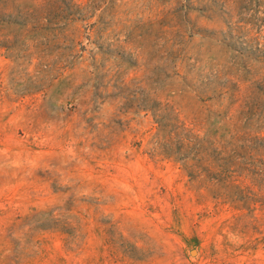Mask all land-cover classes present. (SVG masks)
I'll list each match as a JSON object with an SVG mask.
<instances>
[{
	"label": "rangeland",
	"instance_id": "obj_1",
	"mask_svg": "<svg viewBox=\"0 0 264 264\" xmlns=\"http://www.w3.org/2000/svg\"><path fill=\"white\" fill-rule=\"evenodd\" d=\"M0 264H264V0H0Z\"/></svg>",
	"mask_w": 264,
	"mask_h": 264
}]
</instances>
